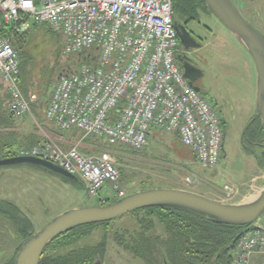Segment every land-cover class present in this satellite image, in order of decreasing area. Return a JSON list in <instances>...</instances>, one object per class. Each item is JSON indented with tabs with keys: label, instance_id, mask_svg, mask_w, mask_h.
I'll use <instances>...</instances> for the list:
<instances>
[{
	"label": "built area",
	"instance_id": "1",
	"mask_svg": "<svg viewBox=\"0 0 264 264\" xmlns=\"http://www.w3.org/2000/svg\"><path fill=\"white\" fill-rule=\"evenodd\" d=\"M174 1L0 0V81L11 116L35 118L33 101L20 85V56L3 31L47 25L63 36V56L81 59L57 81L45 110L48 122L136 152L148 146L154 130L177 135L203 169L217 168L225 130L217 110L177 64ZM43 132L44 142L21 148L18 156L42 159L80 178L89 197L108 183L119 198L125 196L110 154H84L79 143L64 148ZM257 253L264 254V231L251 229L237 243L233 262L249 264Z\"/></svg>",
	"mask_w": 264,
	"mask_h": 264
},
{
	"label": "rangeland",
	"instance_id": "2",
	"mask_svg": "<svg viewBox=\"0 0 264 264\" xmlns=\"http://www.w3.org/2000/svg\"><path fill=\"white\" fill-rule=\"evenodd\" d=\"M256 1L248 0L243 6L251 9L256 7ZM232 2L243 17L264 36V0L258 3L260 9L251 13L244 10L240 0ZM199 16L198 20L211 30V34L206 35L207 46L201 53L200 69L203 76L199 83L200 95L213 105L218 114L224 111V114L228 115V118L224 116L228 121L225 148L217 169H203L193 158L191 151L174 135H166L157 130L152 131L148 146L136 152L109 146L95 137L85 138L78 131L59 132L43 114L37 116L34 111L35 118L23 119H29L34 128H38V123L49 125L46 132L49 137L55 138L57 133L62 134L63 140L69 142H60L64 148L69 149L79 143L84 154H110L120 170V186L125 196L149 188H173L198 193L226 204L241 203L254 198L258 193L256 183L260 181L258 178L263 177L264 169L258 165L250 152L243 148L242 135L249 122L256 117V67L249 53L237 39L209 13L200 10ZM22 34V37L13 39V45L20 54L22 66L26 65L29 73L27 86L31 91L30 97L40 96L42 100L38 99V104H41L49 98L50 88L57 83L64 70V63L67 62L59 55L64 39L61 34L52 32L47 25L37 26ZM69 64L74 66L71 60ZM22 92L25 95V92ZM3 99L8 101L5 88L0 85V100ZM5 119L12 124L5 125V130L0 129V146L4 145L6 138L9 139L7 136H10L11 126L14 127L17 121L22 120L14 119L9 112ZM15 146L18 147L17 144ZM62 177L37 165L0 166V201L17 207L19 217L27 219V222L21 224L27 227L28 233L31 234L38 233L56 217L70 210L98 206L99 202L108 204L119 198L112 184H106L99 196L89 197L83 182H67ZM142 219L145 228L149 227L150 222L147 220L152 219L150 212L142 211L135 216L128 214L110 222L108 226L95 228L90 236L79 244L96 245L106 241L105 264H114L117 259L120 264H134L131 256L123 251L134 250L131 246H136L134 241L140 238L142 232L136 231H140L138 223L141 224ZM262 219L264 221V215ZM143 227L142 224L141 230ZM22 242L18 228L9 218L0 215V264H15L16 254ZM119 242H122V245ZM54 252L58 253L49 251L48 255ZM67 252L68 250L65 251Z\"/></svg>",
	"mask_w": 264,
	"mask_h": 264
},
{
	"label": "trees",
	"instance_id": "3",
	"mask_svg": "<svg viewBox=\"0 0 264 264\" xmlns=\"http://www.w3.org/2000/svg\"><path fill=\"white\" fill-rule=\"evenodd\" d=\"M173 8L175 20L184 19L186 21H196L200 18V10L205 11L207 14L209 13V15L211 14L204 0H175ZM3 34L4 36L11 38L12 44H14V38H19L23 35L22 33L16 32L15 26H11L9 29L4 30ZM59 55L62 57V60L67 61L65 62L66 64L64 63L63 68V71L67 74L70 73V71L74 69L75 64L81 60L80 58L65 57L63 56L62 51ZM70 60L74 63L73 67L69 64ZM67 64L69 66H67ZM28 76L29 73L26 69V65L22 66L20 60L21 89L25 92V96L30 99L31 91L27 86ZM5 94L8 101L5 99H3V101L0 100V108L4 107L6 103L9 102L7 90ZM48 100H44V103L41 104L32 103L34 114L42 116L40 114L42 113L45 118V110ZM2 115L3 114L0 112V127L4 128L5 125L10 126L12 123H9V121H7ZM40 125L44 128L46 123H40ZM35 128L36 132H40L39 128ZM59 132L61 131L59 130ZM59 134L60 133H57V138L55 137V139H60L58 138ZM79 134L81 133L79 132ZM174 137H176L181 143L177 135H174ZM9 139H5V144L0 150V159L18 156L20 150L19 146L16 147L15 145H9ZM254 142L256 143L254 144ZM41 143L37 145H40ZM263 143L264 129L261 118L257 117L254 118L247 127L242 146L247 152H250L251 156L256 159L258 165L264 169V156L262 155ZM5 148L7 149L5 150ZM193 158L195 159L194 155ZM62 178L67 182H80L82 184L81 179L78 177H76L77 180H72L65 176ZM142 211L150 212L152 219L147 220V222H150V225L146 228L142 219L141 224L138 223L140 231L136 232H142L141 235L144 236L157 234L162 238H148L143 236L140 240L134 241L136 246H131V249L146 251H150V249L158 251L163 249L164 253L160 260V264H232L237 243L249 231V227L247 226L241 227L218 224L204 215L171 206L147 208L145 210L136 211L132 213V215L135 216ZM18 212L19 210L16 206L0 201V215L9 218L12 221L19 230L20 238L23 239L20 248H18L20 250L26 239L30 237V234L28 233V228L21 224V222H27V219L23 216L19 217ZM109 224L110 223L83 226L57 237L44 251L40 264H91L95 256L99 254L98 252L106 249V241L96 245L84 246L79 243L81 240L89 237L95 228L108 226ZM142 224L144 226L143 230H141ZM106 234H108V231H106ZM158 244L160 245L158 246ZM155 245H157V247H154ZM67 250L68 252L65 253ZM49 251H57L58 253L56 254L54 252L53 254L48 255ZM146 256L148 257L150 264H152V255L148 253Z\"/></svg>",
	"mask_w": 264,
	"mask_h": 264
},
{
	"label": "water",
	"instance_id": "4",
	"mask_svg": "<svg viewBox=\"0 0 264 264\" xmlns=\"http://www.w3.org/2000/svg\"><path fill=\"white\" fill-rule=\"evenodd\" d=\"M217 22L232 34L251 56L257 71L256 117L264 129V36L240 13L232 0H204ZM178 30V26H176ZM64 75L62 73L59 79ZM185 78L192 84L191 77ZM192 86V85H191ZM200 92L198 87H193ZM262 155L264 156V143ZM31 164L47 168L72 180H77L62 168L33 157L0 159V166ZM171 206L186 209L228 226L250 227L264 215V183L254 198L236 204H226L207 196L180 189L158 188L138 191L115 202L70 210L59 215L38 233H31L19 250L15 264H40L44 251L57 237L83 226L110 223L125 215L152 207Z\"/></svg>",
	"mask_w": 264,
	"mask_h": 264
},
{
	"label": "flooded vegetation",
	"instance_id": "5",
	"mask_svg": "<svg viewBox=\"0 0 264 264\" xmlns=\"http://www.w3.org/2000/svg\"><path fill=\"white\" fill-rule=\"evenodd\" d=\"M211 17H213V15H211ZM176 26H178L179 28L178 30L176 29ZM175 30L177 33V38L179 43V48L176 52L177 64L180 70L182 71V73L184 74V77L186 72L191 77L192 87H198L200 89L199 83L203 76V72L200 69V63L202 59L201 53L202 50L207 46L206 35L211 34V30L207 27V25H203L199 20L186 21L184 19L175 20ZM188 83L190 85L191 82H189L188 80ZM219 114L222 120L224 130L226 131L227 129L226 125L228 124V121L226 120V118H224V116L228 118V115H225L224 111ZM252 120L249 122L247 127L250 125ZM247 127L243 132L242 139H244L245 133L247 132ZM255 143L256 142H254V144ZM242 145H243V140H242ZM143 236L144 235H140V238L139 237L138 238L141 239ZM144 237L162 238L160 235H153V236L146 235ZM119 243L122 245V242ZM159 245L160 244H158V246ZM154 247H157V245H155ZM123 252L128 254L129 257L131 256L134 264H150V261L146 256L148 255V253L152 255V261H151L152 264H157V263L160 264V260L163 256L164 250L160 249L158 251L155 249H150V251H146V250L134 249L133 251H131L129 249L128 250L125 249ZM98 253L99 254L95 256L91 264H105L107 250L105 249L103 251H99ZM114 264H120L119 260L117 259V262L114 260Z\"/></svg>",
	"mask_w": 264,
	"mask_h": 264
},
{
	"label": "crops",
	"instance_id": "6",
	"mask_svg": "<svg viewBox=\"0 0 264 264\" xmlns=\"http://www.w3.org/2000/svg\"><path fill=\"white\" fill-rule=\"evenodd\" d=\"M233 1H235V0H233ZM240 1L242 3V7L244 8L243 3L247 2L248 0H240ZM252 1H254V0H252ZM259 1H263V0H257L255 2V3H257L256 7H253L251 9H250V7H246L245 6L244 10L246 12L249 11L251 13V12H253V10L260 9L259 6H258ZM0 85H3V87L5 88V92H6V90H7L6 89V85L2 81H0ZM54 86H55V84H53V86L50 88L51 91H53ZM51 91L49 92V98H50V95L52 93ZM30 99H32L33 103L36 102L37 104H38V99L42 100V98L40 96H39V98L31 96ZM0 112H1V114H3L2 116H4V118H5V116L8 114L7 103H6V105L4 107L0 108ZM40 114H42V113H40ZM28 120L29 119L19 120V121H17V125H15L14 127L11 126L9 132H10V136H11L12 140H9V143H11L9 145H16L17 144L20 149L21 148H26V147L29 148V147H33V146H35V145H37V144H39V143H41V142H43L45 140V133L43 131L47 132V130H49V126L46 125L43 129L39 128L40 132H36L35 131L36 128L32 127L31 123H29ZM0 129H4L5 130L6 128L0 127ZM10 136H8V137L10 138ZM63 137H64L63 135L59 134V138L60 139H58V140L56 139V140L59 143L63 142L64 144H69V142L63 140ZM4 144H5V141H4ZM8 146H7V148H8ZM2 147H3V145L0 146V150H1ZM7 148H5V150ZM258 180H260V181H257V183H256L257 191H258L260 185L264 183V175H263V177L258 178ZM103 199H106V198H103ZM99 204H100V202H99ZM259 225H262L263 227H261ZM255 227L264 229V221H263L262 218L255 224ZM249 264H264V254H261V253L254 254Z\"/></svg>",
	"mask_w": 264,
	"mask_h": 264
}]
</instances>
